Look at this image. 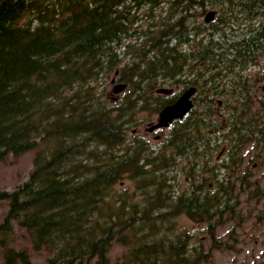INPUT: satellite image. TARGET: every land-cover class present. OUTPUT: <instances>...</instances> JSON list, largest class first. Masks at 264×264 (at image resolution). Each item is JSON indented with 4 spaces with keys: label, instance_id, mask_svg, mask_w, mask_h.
<instances>
[{
    "label": "trees",
    "instance_id": "1",
    "mask_svg": "<svg viewBox=\"0 0 264 264\" xmlns=\"http://www.w3.org/2000/svg\"><path fill=\"white\" fill-rule=\"evenodd\" d=\"M260 57L264 0H0V162L35 152L27 180L0 191L4 263L29 264L15 225L47 264H107L114 243L124 264L205 263L176 222L213 249L224 217L239 225L234 194L252 176H236L240 152L264 143L252 93L264 73L248 74ZM110 82L126 87L119 99ZM165 84L202 98L154 150L127 130L174 103Z\"/></svg>",
    "mask_w": 264,
    "mask_h": 264
},
{
    "label": "rangeland",
    "instance_id": "2",
    "mask_svg": "<svg viewBox=\"0 0 264 264\" xmlns=\"http://www.w3.org/2000/svg\"><path fill=\"white\" fill-rule=\"evenodd\" d=\"M210 10L214 11L215 16H217L216 10L209 9L208 11ZM203 19L204 17H202V21ZM142 22L145 23L144 19H142ZM262 73H264V58L260 57L257 65L248 69V74L250 77L256 76L259 78L262 76ZM165 85L166 89L174 90L173 93L177 94V98L182 93L179 84ZM108 87L111 95H115L117 99L120 97L118 93L126 89L125 87L123 90L117 92L116 88L118 86H116V84L112 86L111 82ZM252 93L257 98L253 104V106L257 108V101L261 99L264 94V79H260L257 82V85L252 88ZM194 97L200 98L201 96L197 94ZM256 112V109H253L249 116L255 117ZM156 117V114L150 115L149 112L140 114V123L136 128L127 130V137H131L132 134L144 136L149 140L150 144L153 145L152 147L154 150L158 149L164 142L163 139L165 138L163 137L168 133V128L162 131H150L149 128L156 122ZM34 153L33 151H29L19 157L8 156L7 159L0 162V191H12L27 180L32 170ZM217 153L219 152L217 151ZM240 155L243 158V164L240 172L236 176H241V174L245 172V169H250L252 176L250 180H246V185L241 186V191L238 189L234 194L237 195L238 200H240V204L236 207V211L239 212L237 215L239 225H237L234 220H228L224 217L223 226L218 227L216 230L215 239L219 240L221 247L222 245L223 247L213 249L211 247V239L205 236L202 229L196 228L185 217H179L176 222L177 228L186 226L188 231H193V241L202 242L201 250L204 254H209L210 252V257L203 264H264V143H259L258 146H255V141H252L243 147ZM180 166L183 165L180 164ZM176 172L184 174L180 169H177ZM219 176L223 177L222 170ZM231 181L233 180L231 179ZM182 182L183 178L177 182L176 189L183 186ZM255 184L259 185L261 195L256 193L253 196ZM236 186H240L239 181L236 182ZM6 211L7 202L0 201V224L3 221ZM13 232L12 244L10 245L16 250H25L29 258V264H47V253L45 251H34L23 230H19L15 225ZM3 252V247L0 243V264H5ZM127 252L126 248L114 243L108 252L107 264H124L123 256H125ZM91 264L94 263L92 262Z\"/></svg>",
    "mask_w": 264,
    "mask_h": 264
},
{
    "label": "water",
    "instance_id": "3",
    "mask_svg": "<svg viewBox=\"0 0 264 264\" xmlns=\"http://www.w3.org/2000/svg\"><path fill=\"white\" fill-rule=\"evenodd\" d=\"M215 12L209 11L205 17L204 21L209 23L214 20ZM125 88L123 85H118L116 91H121ZM158 93L169 95L172 90L170 89H159ZM196 93V89L191 87L184 92L174 101L173 104L168 105L162 108L157 115L156 123H154L149 130H157V129H166L168 128L174 121L182 120L193 108L192 97Z\"/></svg>",
    "mask_w": 264,
    "mask_h": 264
}]
</instances>
